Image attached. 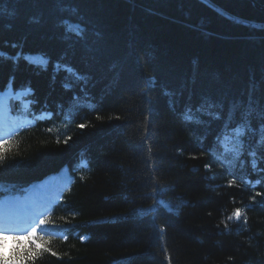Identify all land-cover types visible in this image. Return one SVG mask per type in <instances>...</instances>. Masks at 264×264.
I'll use <instances>...</instances> for the list:
<instances>
[{
  "label": "trees",
  "instance_id": "16d2710c",
  "mask_svg": "<svg viewBox=\"0 0 264 264\" xmlns=\"http://www.w3.org/2000/svg\"><path fill=\"white\" fill-rule=\"evenodd\" d=\"M63 7L77 12H61L54 0H0V51L21 54L16 63L0 58V90L14 75V85L33 88L34 114L45 106L53 113L8 140L0 196L65 165L74 177L47 216L57 225L70 222L68 240L49 225L44 235L51 234L59 258L45 253L37 264H264V180L256 183L264 178V158L258 154L255 171L247 152L243 168L239 161L222 166V147L208 151L213 135L201 143L202 129L194 132L180 116L189 90L193 104L206 94L223 99L225 117L230 101L243 110L250 93L264 105V27L251 26H264V9L251 0H66ZM62 20L83 25L98 51L76 45L73 55ZM28 52L52 62L65 56L89 74L90 102L73 108V93L62 87L66 74L53 80L51 63L41 72L23 58ZM182 85L184 96L169 107L164 89L179 92ZM238 122L239 112L231 126ZM80 157L87 166L76 167ZM153 183L168 189L160 198L173 211L160 207L140 217L139 209L153 205ZM237 207L243 215L226 229L222 221ZM84 233L89 237L81 241Z\"/></svg>",
  "mask_w": 264,
  "mask_h": 264
},
{
  "label": "snow or ice",
  "instance_id": "6c2138e0",
  "mask_svg": "<svg viewBox=\"0 0 264 264\" xmlns=\"http://www.w3.org/2000/svg\"><path fill=\"white\" fill-rule=\"evenodd\" d=\"M61 12H70L75 14L77 9L74 7H63L66 0H54ZM3 10H0L2 12ZM223 12V10H218ZM62 25H67L65 28V34L63 40L68 42V49L71 50L72 54H75L76 45H80L83 49L88 52H96L98 49L94 48L92 44H89L87 36L85 35V28L81 24H72L69 20H62ZM10 26V25H9ZM252 27H264L261 25H251ZM99 36V33H96ZM15 46V45H14ZM0 58L4 60H11L14 63L18 62L21 58V54L18 53L16 56H9L7 53L0 51ZM28 61L30 65H33L36 69L41 72H47L49 64L52 66V79L55 80L59 72L63 71L65 79L62 82V87L66 92H72V104L73 108H80L84 105L80 103L84 100L85 103L90 102L88 85L90 82V75L81 73L78 69L73 67L71 64L66 62L65 56H61L55 62L51 61V58L44 53H37L35 55H25L23 57ZM91 59H95L92 56ZM113 68L115 65L112 66ZM120 73H116L111 81L112 84H118ZM15 82V76L9 77L7 85L0 90V113L6 116L12 110L6 103L7 97L13 95V85ZM192 82H195L193 77ZM156 85V78H147V88L152 89ZM26 90L27 94L33 95V89L30 84L17 90L15 94H20ZM78 90V91H77ZM147 97V92L143 93ZM163 95L167 96L169 107L175 108L179 103V98L184 96V85L181 86L179 92H173L164 89ZM195 93L191 90L188 92V97L183 106V110L180 113L181 118L193 128V131L197 128L202 129V133L199 137V141L203 143L209 135H213V145L209 146L208 151L214 155L217 154V150L222 147V151L217 155V159L221 161L222 166L235 167L239 161L240 167H244L245 161L241 159L245 152L252 158L251 167L255 171L257 170V158L258 154L261 158H264V105L259 104L258 101H254L249 94L248 104L246 108H242V104L239 101L229 102V110L224 116V100L213 99L211 94L201 96L198 104L192 103V98ZM176 97L177 99H173ZM148 104L152 103L149 99ZM31 103H36L35 100ZM255 105V106H254ZM58 108L62 109L63 105H57ZM46 112L48 117L51 118L53 113L47 110V106L41 110ZM239 112V122L236 123L235 127H232V122ZM118 119V117H117ZM253 120L256 121L255 126ZM219 125L213 128V125ZM79 127L83 129L85 124H80ZM148 131V127L145 128ZM0 132H7L3 121L0 120ZM10 135V133H8ZM253 138L256 139V143L253 145L249 143ZM146 140L147 137H143ZM8 140L0 136V160L4 159V153L7 150L6 145ZM151 154V147L148 149ZM195 159L196 157H192ZM206 169L211 167L210 164L204 166ZM264 171V169H260ZM83 179V178H82ZM264 178L256 180V183H261ZM236 183L235 178L228 181V187L234 186ZM6 190L4 185L0 184V191ZM168 191L167 188L157 184H152V199L153 205L148 208H141L138 211L140 217H144L149 213H157L160 207H163L167 212H172L171 206L160 198L164 193ZM261 193H256V196ZM256 197H251V200L255 201ZM243 215L241 208L237 207L234 211L227 216L224 223L225 228L228 227V222L233 219L240 220ZM65 219V218H61ZM155 219V216H153ZM244 223H247V217L244 216ZM51 225V232L61 231L68 232L73 226L65 219V226L55 224L49 217L43 213H38L31 218L21 217L18 214H10L6 210V202H0V264H37L41 260L45 253L51 256L59 258V254L54 251L50 246L51 234L48 238H45L44 233L49 230ZM79 239L84 241L87 239L85 236H80ZM63 240H68V234L63 235Z\"/></svg>",
  "mask_w": 264,
  "mask_h": 264
},
{
  "label": "bare ground",
  "instance_id": "6f19581e",
  "mask_svg": "<svg viewBox=\"0 0 264 264\" xmlns=\"http://www.w3.org/2000/svg\"><path fill=\"white\" fill-rule=\"evenodd\" d=\"M8 98L9 97H7V99H6L7 104H8ZM7 118H8L7 115L4 116V115H2V113H0V120L3 121V124L7 129V132H0V136H3V135L10 133V131L13 129L14 124L16 122H20V121H15V123L14 122L11 123L10 120H8ZM60 183H62V181H58V185L56 184L52 188H50V186L43 188V186L41 185L39 188H37V192L39 190H42V194H40V195H38L40 193V191L38 194H35L36 193L35 192L33 195H30L29 197H27V195H26V197L29 198L28 200L26 199V201L32 202V204H31V206H29V208H26L27 206H25V204H26L25 200H20L19 202H17V204H19V205L17 206L16 211L14 212L12 210V208H10L12 202L8 201L7 205H6V210L9 211L10 213L18 214L21 217L28 218L29 213H26V211H28L29 209H30V211H32V210L42 211L50 204V202L54 199V196L59 193V190H60L59 184ZM29 218H31V216Z\"/></svg>",
  "mask_w": 264,
  "mask_h": 264
},
{
  "label": "rangeland",
  "instance_id": "374dc122",
  "mask_svg": "<svg viewBox=\"0 0 264 264\" xmlns=\"http://www.w3.org/2000/svg\"><path fill=\"white\" fill-rule=\"evenodd\" d=\"M72 24H76V23H72ZM30 53H28L27 55H29ZM35 54H37V53H34V54H32V55H35ZM15 94V93H14ZM12 97H16V98H18V99H20L19 98V95H17V94H15V96H12ZM24 103V102H23ZM27 119V118H26ZM25 119V120H26ZM10 120V119H9ZM24 120V121H25ZM29 121H31L30 119H29ZM26 123H28V122H23V125H25ZM19 124H21V122H16L15 124H14V126H13V129L17 126V125H19ZM66 177H68V175H67V171H66V169H64V170H62V171H60L59 173H57V174H55V175H52V176H49V177H47L45 180H43V181H40L39 183H37V184H35V185H33V186H30L23 194H20V195H16V196H13V197H10L11 199H12V203H11V206H10V208H12V210L15 212L16 211V208H17V206L19 205V204H17V202H19L20 200H25L26 201V199L28 200L29 198H27V197H29L31 194H34L35 192V194H38V192H37V188H39L41 185L43 186H49V184H52L55 180H61V179H65ZM26 195H27V197H26ZM9 199V198H8ZM7 201V200H6ZM6 201H2V202H6ZM25 206H27L26 208H29V201H26V204H25ZM9 212V211H8ZM10 213V212H9ZM11 214V213H10Z\"/></svg>",
  "mask_w": 264,
  "mask_h": 264
},
{
  "label": "water",
  "instance_id": "95a60500",
  "mask_svg": "<svg viewBox=\"0 0 264 264\" xmlns=\"http://www.w3.org/2000/svg\"><path fill=\"white\" fill-rule=\"evenodd\" d=\"M254 5L259 9H264V4L259 3L257 0H251Z\"/></svg>",
  "mask_w": 264,
  "mask_h": 264
}]
</instances>
